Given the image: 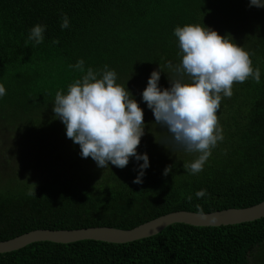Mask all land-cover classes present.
I'll return each mask as SVG.
<instances>
[{
    "label": "trees",
    "instance_id": "1",
    "mask_svg": "<svg viewBox=\"0 0 264 264\" xmlns=\"http://www.w3.org/2000/svg\"><path fill=\"white\" fill-rule=\"evenodd\" d=\"M62 13L70 21L65 29ZM37 23L46 29L44 42L34 45L27 37ZM189 23L226 35L260 69L259 83H234L232 96L221 100L223 140L194 175L183 163L195 154L174 145L141 99L158 65L164 71L159 85L169 87L165 61L180 60L173 29ZM81 58L85 67L114 69L117 83L143 109L137 152L148 155L149 167L140 184L133 179L142 161L99 168L79 155V145L54 118L55 93L81 75L69 67ZM0 83L6 89L0 98V241L37 228L129 229L172 211L205 213L264 200V8L250 7L249 0H0ZM56 158L80 165L46 171L47 159ZM167 165L173 168L165 176ZM33 188L35 196L29 195ZM200 189L206 195L198 198ZM261 248L264 217L221 226L174 223L126 243L33 242L0 253V264H258Z\"/></svg>",
    "mask_w": 264,
    "mask_h": 264
},
{
    "label": "clouds",
    "instance_id": "2",
    "mask_svg": "<svg viewBox=\"0 0 264 264\" xmlns=\"http://www.w3.org/2000/svg\"><path fill=\"white\" fill-rule=\"evenodd\" d=\"M249 6L264 8V0H249ZM70 24L67 14H61V29ZM46 25L34 24L27 41L34 45L44 42ZM173 36L178 44L179 63L165 61L169 70V87L159 85L161 66L151 71L141 99L152 111L154 123L170 133L174 145L194 158L183 163L189 174L201 172L219 141L223 140L217 112L221 100L231 97L234 83L249 78L260 82V69L253 66L249 51L202 23L177 25ZM58 44L57 39L51 41ZM70 68L81 75L67 85L66 91L55 93L52 111L65 126L66 137L80 148L82 158L91 157L99 168H118L137 164L133 183H142L149 167L146 153L137 147L144 135V112L125 84L117 83V73L104 65L102 69L85 67L78 59ZM164 72V71H163ZM6 89L0 83V98ZM173 165H167L162 174L168 175ZM29 195L34 194V188ZM204 197L205 189L195 193ZM191 199V196L188 197ZM203 215L202 209L198 210Z\"/></svg>",
    "mask_w": 264,
    "mask_h": 264
},
{
    "label": "water",
    "instance_id": "3",
    "mask_svg": "<svg viewBox=\"0 0 264 264\" xmlns=\"http://www.w3.org/2000/svg\"><path fill=\"white\" fill-rule=\"evenodd\" d=\"M264 217V200L242 208H227L200 215L199 212L177 210L157 216L129 229L94 226L74 229L37 228L10 239L0 241V253L18 250L39 241L72 243L80 240H97L126 243L153 236L174 223L193 226H221L254 221Z\"/></svg>",
    "mask_w": 264,
    "mask_h": 264
},
{
    "label": "rangeland",
    "instance_id": "4",
    "mask_svg": "<svg viewBox=\"0 0 264 264\" xmlns=\"http://www.w3.org/2000/svg\"><path fill=\"white\" fill-rule=\"evenodd\" d=\"M2 138V137H1ZM0 138V139H1ZM5 140V136L3 137V140H2V143L4 142ZM1 151V149H0ZM21 156L23 155H26L24 150L22 153H20ZM28 156V157H27ZM27 158L26 159H23V162L25 160H27L28 162H26V165L28 163H31L29 160L31 159V155L27 154ZM48 158V157H47ZM73 161V160H72ZM48 169L46 171H50L52 173H55V172H58L60 171L61 169H70V168H73V167H78L80 164L77 162V161H73L70 163V159L69 160H65L63 158H56L54 160H49L47 159V161L45 162ZM59 168V170H58ZM256 258L258 259V264H264V248H261L257 253H256ZM260 261V262H259Z\"/></svg>",
    "mask_w": 264,
    "mask_h": 264
}]
</instances>
